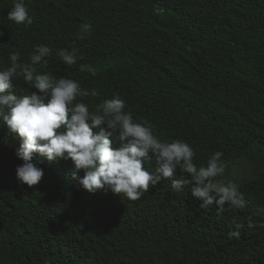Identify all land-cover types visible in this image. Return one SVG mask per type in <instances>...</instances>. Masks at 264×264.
I'll use <instances>...</instances> for the list:
<instances>
[{
	"label": "trees",
	"instance_id": "1",
	"mask_svg": "<svg viewBox=\"0 0 264 264\" xmlns=\"http://www.w3.org/2000/svg\"><path fill=\"white\" fill-rule=\"evenodd\" d=\"M25 3L27 26L7 19L13 0H0V66L48 45L53 55L38 70L95 89L82 98L90 107L118 94L162 139L190 144L197 166L222 152L227 168L216 179L237 183L245 206L201 207L190 186L175 192L167 179L136 201L89 193L70 160L38 153L44 176L29 187L15 173L20 139L0 120V264H264V0ZM83 23L92 32L81 40ZM58 48L76 49L77 63L64 64ZM237 224L240 237L229 238Z\"/></svg>",
	"mask_w": 264,
	"mask_h": 264
},
{
	"label": "clouds",
	"instance_id": "2",
	"mask_svg": "<svg viewBox=\"0 0 264 264\" xmlns=\"http://www.w3.org/2000/svg\"><path fill=\"white\" fill-rule=\"evenodd\" d=\"M7 19L17 25L33 23L25 0H13ZM91 32L92 25L83 23L76 38L86 39ZM52 55L48 45H35L27 60L22 62L21 53L12 52L8 63L0 66V120L20 139L15 152L21 161L15 168L20 183L31 187L43 178L44 170L33 161V154L38 153L49 162L70 160L72 178L89 193L106 189L136 201L150 186L167 179L175 192L190 186L201 207L245 206L237 183L216 179L227 168L222 152L212 153L204 165L197 166L190 144L162 139L148 121L137 120L126 110L118 94L90 107L82 98L98 96L95 89H82L73 79H57L38 70ZM55 55L69 67L78 60L76 49L58 48ZM14 80L21 82L15 87ZM116 141L119 146H114ZM152 159L156 166L149 171L144 165ZM177 169L179 179L174 178ZM240 228L237 224L229 238L238 239Z\"/></svg>",
	"mask_w": 264,
	"mask_h": 264
},
{
	"label": "rangeland",
	"instance_id": "3",
	"mask_svg": "<svg viewBox=\"0 0 264 264\" xmlns=\"http://www.w3.org/2000/svg\"><path fill=\"white\" fill-rule=\"evenodd\" d=\"M239 164H240V166H238L237 169H236L237 173L240 175L239 170H240V169H242V170L245 169V166H246V168H247V174H248L249 166H248L247 162L242 161V162H240ZM233 172H234V173H231V174H233L234 176L237 177L236 172H235V171H233ZM240 176H241V175H240ZM237 178H238V177H237Z\"/></svg>",
	"mask_w": 264,
	"mask_h": 264
},
{
	"label": "bare ground",
	"instance_id": "4",
	"mask_svg": "<svg viewBox=\"0 0 264 264\" xmlns=\"http://www.w3.org/2000/svg\"><path fill=\"white\" fill-rule=\"evenodd\" d=\"M13 44V43H12Z\"/></svg>",
	"mask_w": 264,
	"mask_h": 264
}]
</instances>
